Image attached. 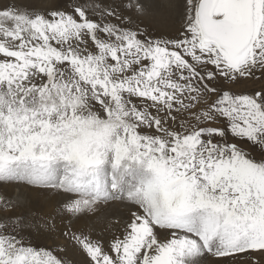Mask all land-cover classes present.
Returning <instances> with one entry per match:
<instances>
[{
    "label": "snow or ice",
    "instance_id": "snow-or-ice-1",
    "mask_svg": "<svg viewBox=\"0 0 264 264\" xmlns=\"http://www.w3.org/2000/svg\"><path fill=\"white\" fill-rule=\"evenodd\" d=\"M0 184V264H264V0L4 4Z\"/></svg>",
    "mask_w": 264,
    "mask_h": 264
},
{
    "label": "rangeland",
    "instance_id": "rangeland-1",
    "mask_svg": "<svg viewBox=\"0 0 264 264\" xmlns=\"http://www.w3.org/2000/svg\"><path fill=\"white\" fill-rule=\"evenodd\" d=\"M11 2L12 0H4L2 4L4 5ZM28 2L32 5V7L39 11H43L52 3H55L58 6L68 5L70 7L72 0H28ZM79 2H84V0H79ZM100 2H108V0H100ZM2 4L0 3V7L3 6ZM158 27L161 31H173L175 28V23L172 20H165L160 25H158ZM259 87L260 82H253L252 80H242L241 83L236 86L238 91H249L252 88ZM244 147L245 151H248L251 155L258 158V149L253 151L251 147L246 145ZM0 194L7 197H13L14 199H18L21 202L20 206L17 207L12 213L0 211V217H2V213L12 216H22L32 212L43 211L47 213L50 211L47 195L43 191L30 190L22 186L17 187L15 184H0ZM101 211L103 212L106 221H110L113 224L116 223L118 219H122L127 215V210L122 204H113L106 208H102ZM32 238H34V240ZM26 239L30 240L32 243L35 241L34 245L36 246L50 247L52 246L53 240L58 239V237L52 236L50 238H46L45 236L34 232L32 236L26 237ZM64 258L69 261L70 264H80L81 260L83 259V257H81L78 252L72 251H69Z\"/></svg>",
    "mask_w": 264,
    "mask_h": 264
},
{
    "label": "bare ground",
    "instance_id": "bare-ground-1",
    "mask_svg": "<svg viewBox=\"0 0 264 264\" xmlns=\"http://www.w3.org/2000/svg\"><path fill=\"white\" fill-rule=\"evenodd\" d=\"M4 2V0H0V3L2 4ZM3 5V4H2ZM18 187V186H17ZM21 194V193H20ZM0 195H2V194H0ZM1 212H3V211H1ZM0 212V213H1ZM4 216H6V214L5 213H2V217H0V218H3ZM33 240H34V238H32ZM35 242V241H34ZM34 242H33V244H34Z\"/></svg>",
    "mask_w": 264,
    "mask_h": 264
}]
</instances>
